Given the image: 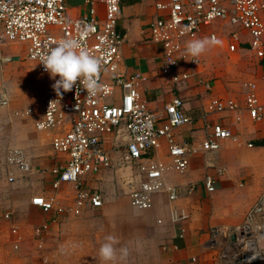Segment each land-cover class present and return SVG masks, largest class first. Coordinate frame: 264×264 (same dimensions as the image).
Here are the masks:
<instances>
[{"label": "built area", "instance_id": "obj_1", "mask_svg": "<svg viewBox=\"0 0 264 264\" xmlns=\"http://www.w3.org/2000/svg\"><path fill=\"white\" fill-rule=\"evenodd\" d=\"M82 1L87 6L85 14L72 18L67 14V0H0V47L22 45L26 59L35 64L39 73L49 75L40 64V57L61 39H77L100 64L95 77L99 85L95 95H89L79 81L60 96L47 92L42 99L41 118L34 122L36 131L52 134V151L66 157L59 167L50 170V174L55 178L54 190L61 184L73 185L75 196L71 206L60 207L55 197H34L30 204L44 214L55 211L77 216L84 208L100 209V194L87 191L82 180L111 168H136L141 174L139 188L129 194L132 208L150 209L153 195L163 190L167 191L170 200H175L178 191L165 187V175L185 173L191 157L216 153L221 142L232 139V134L228 128L215 123L208 125L209 132L199 146L177 144L174 131L193 123L183 113L182 100L173 96L162 109L151 111L141 96L147 77L139 72L127 74L121 71L120 49L124 37L118 32L117 25L121 3L125 0ZM154 5L160 14L143 30V35L147 43L161 48L159 71L170 77L173 84L190 78L187 73L178 74L182 64H200L198 57L187 53V43L198 39L205 28L215 23L234 28L229 35V53L237 51L239 32L244 31L249 35V50L264 65V0H155ZM97 6L103 12L102 20ZM210 37L216 38V35L210 33ZM0 62L7 64L10 59L4 57ZM204 89L210 91L211 84L206 82ZM116 94L119 95L116 103L107 102ZM241 94L240 102L235 99L210 101L202 117L225 112L240 115L245 111L253 124L262 123L264 105L259 100L256 84L243 83ZM9 102L8 93L0 88V110L7 108ZM31 113L28 108L14 112V115L27 118ZM107 135H113L111 152L115 153V159L105 149ZM161 140L166 143L167 155L165 160H156L154 157ZM247 147L251 148L252 144ZM5 163L24 175L32 172V164L21 149L9 150ZM7 180L14 182L15 177L10 175ZM203 185L211 193L215 190L216 180L206 175ZM193 189L191 186L188 191L191 193ZM4 217L9 219L10 215ZM47 227V223H43L33 230L38 247ZM10 231L17 234L15 227ZM263 244L264 192L239 225L211 229L206 247L217 251V259L227 264H264ZM13 249L17 250L18 245Z\"/></svg>", "mask_w": 264, "mask_h": 264}, {"label": "crops", "instance_id": "obj_2", "mask_svg": "<svg viewBox=\"0 0 264 264\" xmlns=\"http://www.w3.org/2000/svg\"><path fill=\"white\" fill-rule=\"evenodd\" d=\"M154 4L155 0L121 3L117 25L124 37L120 49L121 71L139 72L147 77L141 96L151 111L162 109L173 96L182 100L183 113L193 123L174 131L177 144L199 146L209 132L208 125L215 123L228 128L232 139L221 142L216 153L191 157L185 173H167L164 185L175 188L177 198L170 200L163 190L153 195L152 207L148 210H137L129 204V194L139 188L142 180L136 168H111L85 176L84 188L100 194L102 207L84 208L74 216L55 211L44 214L30 204L34 197H55L59 206L66 209L75 196L71 184H61L57 190L52 188L55 178L50 170L59 167L66 157L52 151V134L46 132L50 146L47 158L31 161V173H37L45 187L37 192L30 189V193H24L20 207L0 213V264H103L98 250L108 235L117 238V248L127 249V256L118 259L116 264H227L219 261L217 251L206 247V243L211 229L239 225L264 192V120L253 124L245 111L240 115L229 112L205 118L202 115L212 100L242 101L241 85L245 82L256 84L259 100L264 105V65L249 50V35L244 31L239 32L237 51L229 53V35L234 28L215 23L205 28L198 39L214 33L220 43L198 56L199 65L182 64L178 74L187 73L190 78L173 84L170 77L160 74L161 48L147 43L143 35V30L160 14ZM97 8L102 20L101 7ZM86 10L82 0H67L68 16L77 18ZM4 57L10 59V64L21 60L20 55L3 49L0 59ZM7 64L0 62V73ZM206 82L211 84L210 91L204 89ZM0 88L8 93L3 85ZM118 99L116 94L107 102L116 103ZM104 140L105 149L115 159V153L111 152L113 135L105 136ZM247 144L252 147L248 148ZM166 155V143L161 140L154 158L165 160ZM206 175L216 180L211 193L203 185ZM191 186L194 189L190 193ZM6 214L10 215L9 219L4 217ZM43 223L48 227L38 247L33 230ZM12 227L16 228V235L11 233ZM14 245H18L17 250H13Z\"/></svg>", "mask_w": 264, "mask_h": 264}, {"label": "rangeland", "instance_id": "obj_3", "mask_svg": "<svg viewBox=\"0 0 264 264\" xmlns=\"http://www.w3.org/2000/svg\"><path fill=\"white\" fill-rule=\"evenodd\" d=\"M3 49L20 55L21 60L7 64V68L0 73V86H4L10 97L9 106L0 110V213L20 207L24 193H30V189L37 192L45 187L37 173L24 175L6 165L5 156L11 149H21L30 162L32 159L47 158L50 151L49 137L46 132L36 131L34 122L41 117L45 93L54 91L52 85L58 79L40 74L35 64L25 59L22 45H4L0 51ZM28 108L32 111L29 117L14 115V112ZM10 175L15 177L14 182H8Z\"/></svg>", "mask_w": 264, "mask_h": 264}, {"label": "clouds", "instance_id": "obj_4", "mask_svg": "<svg viewBox=\"0 0 264 264\" xmlns=\"http://www.w3.org/2000/svg\"><path fill=\"white\" fill-rule=\"evenodd\" d=\"M219 39L206 37L191 40L186 45V51L192 57H198L208 47L218 45ZM40 64L51 78H56L52 85L57 96L62 92L70 91L79 81L89 95H95L99 85L95 79L100 64L99 61L84 50L77 39H61L54 47L40 57ZM118 240L113 235L105 237V242L100 246L98 255L103 264H116L118 259L127 256L126 248H117ZM119 254V255H118Z\"/></svg>", "mask_w": 264, "mask_h": 264}]
</instances>
